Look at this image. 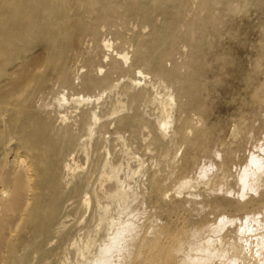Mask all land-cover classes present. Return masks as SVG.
Masks as SVG:
<instances>
[{"label":"bare ground","instance_id":"obj_1","mask_svg":"<svg viewBox=\"0 0 264 264\" xmlns=\"http://www.w3.org/2000/svg\"><path fill=\"white\" fill-rule=\"evenodd\" d=\"M116 13L115 0H0V71L11 68L0 73V88L9 87L0 98V127L16 150L0 173V264H170L174 254H181L177 264H233L229 254L240 255L239 264H264V245L254 253L244 230L231 242L211 243L213 249L187 251V239L210 233L211 224L185 232V240L172 235L167 247L159 243L161 230L150 227V254L140 259L134 252L144 216L134 184L147 167L135 135L165 142L167 159L177 135L183 139L193 128L184 121L172 128L182 107L163 66L169 46L162 41L149 55L142 36L125 41ZM38 55L37 63L28 61ZM66 60L87 69L69 75ZM151 62L154 72L144 67ZM33 79L47 100L29 101L23 113ZM180 93L188 104L195 101L186 87ZM237 174L240 198L264 189L259 154Z\"/></svg>","mask_w":264,"mask_h":264},{"label":"rangeland","instance_id":"obj_2","mask_svg":"<svg viewBox=\"0 0 264 264\" xmlns=\"http://www.w3.org/2000/svg\"><path fill=\"white\" fill-rule=\"evenodd\" d=\"M115 3L116 29L125 41L142 36L149 55L162 41L169 46L163 66L172 73L167 83L182 107L172 128L182 121L193 128L186 131L183 139L177 135L167 159L162 156L165 142H153L152 136L142 142L141 135H135L133 146L147 167L146 174L138 176L134 184L135 206L144 214L140 217L143 221L137 220L141 224L136 230L143 228L137 234L134 252L141 255L140 259L150 254V227L161 230L159 243L167 247L172 235L185 240L189 230L211 224L214 228L210 233L187 239L183 245L187 251L195 254L201 247L213 249L211 243L231 242L237 231L244 230L246 246L259 255L264 245V189L240 198L237 173L254 153L264 162V0ZM116 44L122 46L119 40ZM40 57H30L28 61L34 64ZM64 67L69 75L76 69H87L82 61L66 60ZM144 67L155 71L154 62ZM0 73H11V68ZM184 87L192 93L193 103L188 104L187 97L180 93ZM8 90L6 84L0 88V98ZM27 91L23 113L31 110L29 101L48 96L36 79ZM86 91L93 88L88 85ZM20 115L15 116V121L21 120ZM8 134L0 127V173L12 164L16 151L15 143L6 144ZM173 151L178 153L174 159ZM187 179L195 181L193 187L179 184ZM229 258L239 264L240 255L229 254ZM180 259L181 254H174L168 263L177 264ZM157 264L166 262L160 260Z\"/></svg>","mask_w":264,"mask_h":264}]
</instances>
